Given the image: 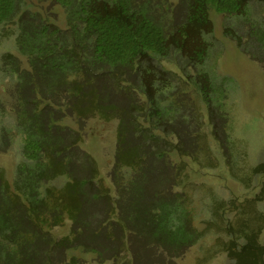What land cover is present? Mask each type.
I'll use <instances>...</instances> for the list:
<instances>
[{"label": "trees", "instance_id": "16d2710c", "mask_svg": "<svg viewBox=\"0 0 264 264\" xmlns=\"http://www.w3.org/2000/svg\"><path fill=\"white\" fill-rule=\"evenodd\" d=\"M212 11L246 25L225 34L264 62V0H0V41L25 58L0 57V113L23 136L12 180L0 168V264H175L203 236L186 186L219 164L210 136L227 161L234 146L232 80L208 64ZM93 116L118 121L114 191L82 146ZM12 138L2 126L0 152ZM244 234L228 256L264 264Z\"/></svg>", "mask_w": 264, "mask_h": 264}, {"label": "rangeland", "instance_id": "374dc122", "mask_svg": "<svg viewBox=\"0 0 264 264\" xmlns=\"http://www.w3.org/2000/svg\"><path fill=\"white\" fill-rule=\"evenodd\" d=\"M176 3L178 0H171ZM264 17V11H260ZM214 31L208 35L213 43L209 66L216 76L231 78L230 130L234 139L230 161H227L213 136L209 142L218 156L217 167L198 166V172L186 186L191 199L195 226L204 232L175 264H234L226 250L231 240L240 244L245 234L255 231L258 243L264 248V62L251 59L225 34V27L241 31L247 26L227 15L212 11ZM11 51L22 62L25 58L16 47L14 36L0 41V57ZM7 78L1 71L0 94L4 92ZM5 99V98H4ZM206 115V109L201 104ZM117 119L105 120L93 116L86 120L83 148L95 158L106 185L114 191L110 170L114 163L117 140ZM6 126L13 132L9 148L0 152V168L12 180L16 165L23 159V136L15 127L14 112L8 105L0 113V128ZM255 167H261L256 172ZM59 178H65L60 176ZM61 181L58 180L57 183ZM70 221L54 228L58 234L66 233ZM235 248L239 245H234ZM264 260V252H263Z\"/></svg>", "mask_w": 264, "mask_h": 264}]
</instances>
